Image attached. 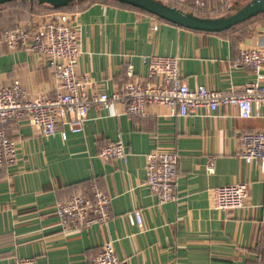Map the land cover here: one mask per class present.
<instances>
[{"label":"crops","instance_id":"crops-1","mask_svg":"<svg viewBox=\"0 0 264 264\" xmlns=\"http://www.w3.org/2000/svg\"><path fill=\"white\" fill-rule=\"evenodd\" d=\"M248 1L209 0L205 12L193 0L174 6L218 18ZM50 11L31 0L0 4V86L18 82L27 100L53 96L55 74L44 56L8 48L1 34L17 26L35 30ZM66 12L77 29L76 74L90 77L92 91L109 95L127 81V66L134 81L144 82L148 67L142 58L149 55L177 56L179 75L190 87L240 92L254 79L237 64L240 49L264 47V24L256 19L208 33L115 1L73 3ZM254 110L258 117L242 119L232 107L186 117L170 116L162 106H148L144 116H129L118 104L91 107L81 132L59 123L51 136H43L27 117L7 123L16 159L0 170V264L29 257L37 264H86L106 241L112 242L119 264L264 262V169L241 157V135L264 130V106ZM116 141L123 142L125 158L98 157L102 146ZM152 152L177 156L173 201L159 202L146 185V156ZM235 183L248 186L244 206L212 208L211 190ZM93 188L110 199L108 221L64 231L57 202L72 193L90 195Z\"/></svg>","mask_w":264,"mask_h":264},{"label":"built area","instance_id":"built-area-1","mask_svg":"<svg viewBox=\"0 0 264 264\" xmlns=\"http://www.w3.org/2000/svg\"><path fill=\"white\" fill-rule=\"evenodd\" d=\"M182 4L185 0H168ZM209 0H194L201 11L207 10ZM155 28V27H154ZM5 45L13 50H30L44 56L52 68L58 86L53 96H40L27 100L22 86L14 82L9 87L0 86V170L13 165L16 145L9 137L7 123L27 117L31 126L43 136L55 134L59 123L72 133H79L91 107L111 108L118 104L129 116H144L146 108L162 106L170 116L186 117L200 110L214 113L220 108L232 107L242 119L258 117L254 106H264V47L242 48L237 64L249 70L254 79L240 92L208 90L203 85L188 86L179 75L177 56H144L148 67L144 82L132 79L133 71L127 66L124 81L112 94L91 90L92 81L87 75H77L75 67L80 50L77 29L70 15L51 11L39 28L17 26L1 34ZM65 138V133H62ZM241 157L246 164L257 162L264 169V130L244 133L240 137ZM126 150L123 142H111L101 147L98 157L102 160L123 159ZM177 156L170 152H152L146 156V185L159 202L175 200L177 184ZM209 170L213 169L210 160ZM246 183L220 186L211 190V205L216 210L229 211L244 206L247 198ZM109 197L93 188L90 195L72 193L55 205V213L62 229H82L107 222ZM135 222L141 225V215L134 213ZM14 264H37L33 257L17 259ZM86 264H119L111 241L103 243L101 251ZM258 264H264L259 262Z\"/></svg>","mask_w":264,"mask_h":264},{"label":"water","instance_id":"water-1","mask_svg":"<svg viewBox=\"0 0 264 264\" xmlns=\"http://www.w3.org/2000/svg\"><path fill=\"white\" fill-rule=\"evenodd\" d=\"M16 0H0V4ZM58 9L67 7L73 3L91 0H31ZM115 1L126 4L155 16L165 22L175 24L190 30L208 33H219L230 30L242 22L264 13V0H249L239 6L231 14L218 18L198 17L190 13H184L157 0H103Z\"/></svg>","mask_w":264,"mask_h":264},{"label":"trees","instance_id":"trees-1","mask_svg":"<svg viewBox=\"0 0 264 264\" xmlns=\"http://www.w3.org/2000/svg\"><path fill=\"white\" fill-rule=\"evenodd\" d=\"M194 1V0H193ZM36 2V1H35ZM246 3V2H245ZM244 3V4H245ZM70 6V5H69ZM69 6H67V7H69ZM127 6H129V5H127ZM169 6H171V7H174V8H176L175 6H174V3L173 4H169ZM67 7H64V8H58V9H54V8H51V11H54V10H56V11H62V12H65V13H67L66 12V8ZM130 7H132V6H130ZM50 11V12H51ZM146 13V12H145ZM231 14V13H230ZM157 18V17H156ZM158 20H160V21H163V20H161V19H159V18H157ZM254 19H256V20H258V21H261L263 24H264V13H261V14H259V15H257V16H255V17H252V18H250V19H248V20H246V21H244V22H242L241 24H244V23H246V22H250V21H253ZM165 22V21H164ZM240 25V24H239ZM239 25H237V26H239ZM236 26V27H237ZM235 28V27H234ZM234 28H232V29H234ZM231 29V30H232Z\"/></svg>","mask_w":264,"mask_h":264},{"label":"rangeland","instance_id":"rangeland-1","mask_svg":"<svg viewBox=\"0 0 264 264\" xmlns=\"http://www.w3.org/2000/svg\"><path fill=\"white\" fill-rule=\"evenodd\" d=\"M231 13V12H230ZM226 15H228V14H226Z\"/></svg>","mask_w":264,"mask_h":264}]
</instances>
